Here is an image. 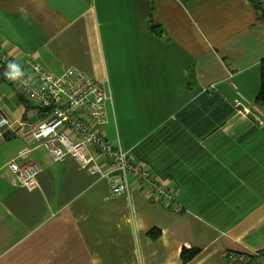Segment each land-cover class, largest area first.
<instances>
[{"label":"crops","instance_id":"obj_1","mask_svg":"<svg viewBox=\"0 0 264 264\" xmlns=\"http://www.w3.org/2000/svg\"><path fill=\"white\" fill-rule=\"evenodd\" d=\"M0 50L106 83L107 123L77 113L181 208L53 163L47 113L0 74V264H184L194 248L187 264H264V20L249 0H0ZM28 159L33 190L7 167Z\"/></svg>","mask_w":264,"mask_h":264},{"label":"built area","instance_id":"obj_2","mask_svg":"<svg viewBox=\"0 0 264 264\" xmlns=\"http://www.w3.org/2000/svg\"><path fill=\"white\" fill-rule=\"evenodd\" d=\"M10 64L17 65L0 50V74L47 113L36 129L38 139L42 141L53 163L74 159L90 174L108 180L115 196L129 194L130 179L133 177L150 198L160 200L168 208L175 206L176 194L169 186L136 164L128 152L115 148L104 134L95 130L77 113L79 110L84 111L85 116H90L98 125L107 123V104L111 96L106 83L93 80L74 68L54 76L32 61L28 62L27 69L17 65L21 75L11 78L13 70ZM7 124V120L0 122V126ZM23 157L28 158V152ZM98 158L105 159L109 165L107 171L97 164ZM7 167L21 187L29 190L38 187L42 169L31 159L23 164L10 162ZM180 210L179 206H175L176 212ZM237 260L241 263L246 258L239 257Z\"/></svg>","mask_w":264,"mask_h":264},{"label":"trees","instance_id":"obj_3","mask_svg":"<svg viewBox=\"0 0 264 264\" xmlns=\"http://www.w3.org/2000/svg\"><path fill=\"white\" fill-rule=\"evenodd\" d=\"M254 9L260 14V17L264 20V4L262 0H249ZM153 29V28H152ZM155 29V28H154ZM256 106L259 108H264V62L262 63V76H261V90L258 95V97L255 100ZM176 203V202H175ZM153 233L155 235H153ZM151 233L152 237L158 238L160 235V232H153ZM200 252V249L194 248V249H184L182 252V260L184 264L189 263L198 253ZM251 262V261H249Z\"/></svg>","mask_w":264,"mask_h":264},{"label":"clouds","instance_id":"obj_4","mask_svg":"<svg viewBox=\"0 0 264 264\" xmlns=\"http://www.w3.org/2000/svg\"><path fill=\"white\" fill-rule=\"evenodd\" d=\"M9 67L13 70L11 78L21 75L19 68L15 64H10Z\"/></svg>","mask_w":264,"mask_h":264}]
</instances>
